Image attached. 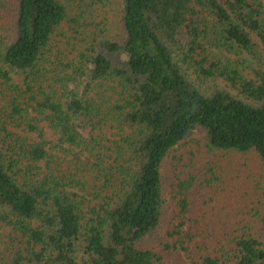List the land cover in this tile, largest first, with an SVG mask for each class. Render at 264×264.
I'll return each mask as SVG.
<instances>
[{"label":"trees","instance_id":"obj_1","mask_svg":"<svg viewBox=\"0 0 264 264\" xmlns=\"http://www.w3.org/2000/svg\"><path fill=\"white\" fill-rule=\"evenodd\" d=\"M67 15L60 0H0V264H161L162 252L145 241L163 221V161L189 133L202 129L211 149L255 151L264 190V1L123 0L119 39L97 41L73 66L87 90L110 86L100 102L69 88L65 75L60 86L45 75L59 73L45 62ZM245 54L260 62L250 78ZM19 72L21 84H10ZM191 75L221 77L240 96L203 92ZM31 111L57 133L62 158ZM8 124L39 139L15 137ZM193 178L179 179L162 251L192 256L202 237L201 264H264V191L259 232L224 233L214 251L193 230Z\"/></svg>","mask_w":264,"mask_h":264},{"label":"rangeland","instance_id":"obj_2","mask_svg":"<svg viewBox=\"0 0 264 264\" xmlns=\"http://www.w3.org/2000/svg\"><path fill=\"white\" fill-rule=\"evenodd\" d=\"M68 13L67 19L55 30L52 37L46 67H56L59 73L52 70L45 71L54 82L60 86L59 78L65 75V83L82 94L100 102L110 94V86L105 83H94L89 90L86 89L83 77L73 73L79 55L88 51L92 44L104 39L118 40L121 33V15L123 0H60ZM264 1V0H263ZM224 58L236 57L222 50ZM258 56L264 61V48H260ZM244 60V73L247 77L254 76V70L260 66L258 59L245 54L238 57ZM263 66V65H262ZM48 70V69H47ZM190 73V72H189ZM60 75V76H59ZM10 84H21L24 74L11 73ZM197 86L206 93L220 88L240 96L237 89L221 77L206 79L191 75ZM24 89V88H23ZM2 102H0L1 104ZM32 122H36L42 129L46 147L51 154L59 158L64 156L63 150L58 146V135L48 125L47 121L39 119L35 112L27 115ZM15 137L38 140V134L26 130L22 125L8 124ZM4 130L0 129V138L4 137ZM88 129L83 134L88 135ZM115 132L114 128L105 131H95L96 135L106 133L107 136ZM95 135V136H96ZM4 142V141H1ZM4 145V143H2ZM6 145H4L5 147ZM43 165V162H39ZM162 183L164 193V208L162 225L153 238L145 241V246H153L164 255L161 264H201L197 254L202 237L196 238L192 244V256L180 251L163 252L162 245L169 241L167 230L176 210L178 200L179 179L194 176L190 188L189 199L192 202V217L195 219L193 230L198 234L207 235V246L210 250L219 249L218 239L224 233L242 232L248 225L254 233L259 232V222L256 214L259 201L263 196L262 166L255 151L239 153L220 149H211L207 146L205 134L202 129H195L189 133L178 145L173 147L165 157L162 165ZM197 221V222H196ZM7 231L0 228V250L6 239ZM85 254L79 250L78 257Z\"/></svg>","mask_w":264,"mask_h":264}]
</instances>
